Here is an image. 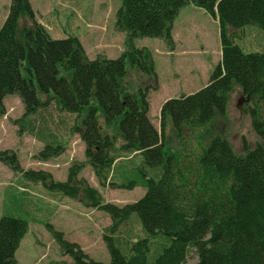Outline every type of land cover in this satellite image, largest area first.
<instances>
[{"label": "trees", "instance_id": "1", "mask_svg": "<svg viewBox=\"0 0 264 264\" xmlns=\"http://www.w3.org/2000/svg\"><path fill=\"white\" fill-rule=\"evenodd\" d=\"M187 5L217 19L221 59L204 87L162 105L157 132L148 118L146 92L140 91L139 100L124 93L126 64L156 79L151 52L136 47L134 39L162 38L172 45V25ZM21 19H33L29 1L10 0L0 26V115L3 97L17 95L24 111L14 123L19 130L32 131V117L54 104L59 112L74 116L69 131L83 142L85 163L101 186L145 187L141 198L119 206L78 177L84 162H72L66 180L58 181L45 170L21 168L14 152L0 151V161L27 183L109 215L103 233L107 263L88 257L46 224L61 253L70 255L72 264H186L192 249L198 264H264V52H245L237 44L244 27L253 24L264 30V0H121L114 27L125 33L124 50L111 59L89 60L76 36L53 38L42 24L21 26ZM234 88L241 91V110L249 114L260 141L250 145L243 139L238 153L225 137L207 130V138L199 136L192 149L185 131L200 130L224 116ZM98 111L104 124L117 131L103 129ZM167 118L183 151L165 149ZM35 135L43 142L39 160L66 149L52 131L40 128ZM136 158L138 163H131ZM117 164L124 166L115 178ZM132 218L143 235L123 242L119 233ZM27 230L22 218L0 217V264H16L15 253Z\"/></svg>", "mask_w": 264, "mask_h": 264}, {"label": "rangeland", "instance_id": "2", "mask_svg": "<svg viewBox=\"0 0 264 264\" xmlns=\"http://www.w3.org/2000/svg\"><path fill=\"white\" fill-rule=\"evenodd\" d=\"M28 1L33 11V19H21V26H31L35 21L45 26L53 38L62 36L65 31L73 35L74 30L89 60L97 56L117 58L123 52L125 33L114 27L115 13L121 0ZM9 4L10 0H0V26L7 15ZM53 24L57 26L54 27ZM190 25L191 27L183 24L177 26L176 42L171 34L172 45L162 38L134 39L136 47H146L151 52L156 79L126 64L122 83L124 93L139 100L140 93L146 92L148 118L157 132H161L162 105L171 98L189 95L204 87L215 66L216 50L220 47L218 23L213 20L205 21L206 29L197 31L193 24ZM203 31L205 33H201ZM249 32L251 35H248ZM252 34L262 40L264 47V30L252 24L238 32L242 38L237 44L243 50H246V41L255 39ZM210 60L214 63L212 68H208ZM40 97L43 98L42 95ZM242 99L240 89L234 88L229 95L224 116L216 117L214 121L200 127V130H186L184 139L192 149L197 148L199 136L207 138V130L210 134L225 137L238 153L242 152L243 139L250 145L260 141L251 127L249 114L241 110ZM2 106L4 113L0 115V151L14 152L21 168L45 170L54 180L65 181L72 162L85 163L84 144L77 134H71L69 131L73 115L61 113L54 104H50L32 117L30 123L35 130H19V125L14 121L20 118L24 111L20 98L17 95H6L2 99ZM98 117L107 133L117 131V127L104 124L101 111H98ZM40 128L54 132L60 139H67L66 149L57 156L58 159L54 157L39 160L36 157L40 144L36 141L38 137L35 134ZM164 139L166 150L174 153L183 151L174 136L170 118H167L165 123ZM131 163L137 164V158ZM117 165L115 178L120 176L124 166ZM78 177L84 178L91 186L97 188L104 200L119 206L134 202L145 193L143 186H135L132 189L101 186L91 166L86 163ZM133 177L131 175L122 181L127 182ZM22 178L0 161V217L8 215L28 222V230L21 239L15 256L18 264H49L51 261L72 264L73 259L70 255L61 253L46 224H51L55 230L62 232L66 240L78 244L88 257L104 263L110 260L103 240L105 228L111 222L107 213L88 208L75 199L51 193L40 184L27 183ZM116 180L118 179L110 178L108 181ZM21 182L28 186L36 185L37 188L29 187L27 193H24L20 191L21 186L24 187ZM30 202H33V207L26 210ZM141 235L143 233L139 222L132 218L122 226L119 238L123 242H129ZM186 264H198L197 255L192 249L187 254Z\"/></svg>", "mask_w": 264, "mask_h": 264}, {"label": "crops", "instance_id": "3", "mask_svg": "<svg viewBox=\"0 0 264 264\" xmlns=\"http://www.w3.org/2000/svg\"><path fill=\"white\" fill-rule=\"evenodd\" d=\"M212 20L216 21L218 23L217 19L212 18L209 14H207L202 9L195 7L193 5L184 6L182 9H180L178 16L176 17V19L173 23V26H172L171 34H172V37L174 39V42H176L177 26L178 25L183 24V25H187V26L191 27L190 24H193V26H194L193 28H195L196 31H197V29L200 30L201 28H204V30H205L206 29L205 21H212ZM49 23H51V22L49 21ZM53 26L55 27V26H57V24H53ZM193 28H191V29H193ZM72 32H73L74 36L78 37L77 33L74 32V30ZM250 32H252V31H250ZM250 32L248 33V35L249 34L251 35ZM255 32H256V30H255ZM201 33H205V31H203ZM62 34H63L62 36H59V37L54 36V38H66L68 35H72L71 32H68V31H65ZM253 36H255V35H253ZM241 38H242V35H239L238 41H237L238 43H240ZM245 48H246V50H244V51H246V52H264L263 42L261 39L256 38V36H255V39H251L250 41L245 42ZM216 53L217 54L215 55L216 56L215 65L218 64L220 62V59H221V49L219 46H218V49L216 50ZM213 65H214V63L212 62V60H210L208 62V68H212ZM61 140L64 143H66V141H67V139H61ZM36 141L40 144V147H39V150H40L43 146V142L40 139H36ZM55 159H58V157ZM137 160H138V158H137ZM21 181H22V179H21ZM21 183L24 187H22V186H21V188H20V186H18V187L20 188V191H22L24 193H27V188H29V187L37 188L36 185H38V184H36V185H29L28 186V185H25L26 183H23V182H21ZM32 207H33V202H30V204H28V207L26 210H29ZM18 249H19V247H18ZM18 249L16 250L15 256L18 252ZM15 259H16V264H18V259L17 258H15Z\"/></svg>", "mask_w": 264, "mask_h": 264}]
</instances>
